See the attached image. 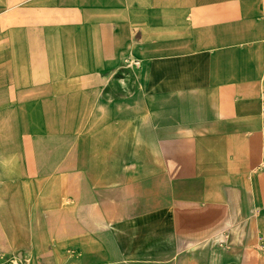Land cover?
Returning <instances> with one entry per match:
<instances>
[{
  "label": "crops",
  "instance_id": "1",
  "mask_svg": "<svg viewBox=\"0 0 264 264\" xmlns=\"http://www.w3.org/2000/svg\"><path fill=\"white\" fill-rule=\"evenodd\" d=\"M264 0H0V264H264Z\"/></svg>",
  "mask_w": 264,
  "mask_h": 264
},
{
  "label": "built area",
  "instance_id": "2",
  "mask_svg": "<svg viewBox=\"0 0 264 264\" xmlns=\"http://www.w3.org/2000/svg\"><path fill=\"white\" fill-rule=\"evenodd\" d=\"M261 249H263V250H264V243H262V244H261Z\"/></svg>",
  "mask_w": 264,
  "mask_h": 264
}]
</instances>
